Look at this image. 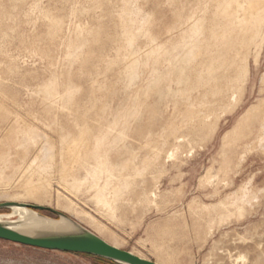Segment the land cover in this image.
<instances>
[{
	"label": "rangeland",
	"instance_id": "1",
	"mask_svg": "<svg viewBox=\"0 0 264 264\" xmlns=\"http://www.w3.org/2000/svg\"><path fill=\"white\" fill-rule=\"evenodd\" d=\"M13 200L160 264H264V0H0ZM0 264L103 263L0 239Z\"/></svg>",
	"mask_w": 264,
	"mask_h": 264
},
{
	"label": "water",
	"instance_id": "2",
	"mask_svg": "<svg viewBox=\"0 0 264 264\" xmlns=\"http://www.w3.org/2000/svg\"><path fill=\"white\" fill-rule=\"evenodd\" d=\"M13 207L29 209L50 220L64 219L69 227L36 228L21 231L14 227L17 223L15 220L5 219L0 220L1 240L46 250L92 255L118 264H160L110 243L75 218L54 207L15 200L0 202V210H10L11 212ZM46 212H49L50 215Z\"/></svg>",
	"mask_w": 264,
	"mask_h": 264
},
{
	"label": "bare ground",
	"instance_id": "3",
	"mask_svg": "<svg viewBox=\"0 0 264 264\" xmlns=\"http://www.w3.org/2000/svg\"><path fill=\"white\" fill-rule=\"evenodd\" d=\"M15 220L16 229L21 231H27L29 229L36 228H68L69 224L64 219L50 220L48 218L39 216L33 211L22 208L13 207L9 213L0 214V220Z\"/></svg>",
	"mask_w": 264,
	"mask_h": 264
},
{
	"label": "trees",
	"instance_id": "4",
	"mask_svg": "<svg viewBox=\"0 0 264 264\" xmlns=\"http://www.w3.org/2000/svg\"><path fill=\"white\" fill-rule=\"evenodd\" d=\"M77 254H81V253H77ZM96 258L99 259L103 264H118L116 262H113V261L105 259V258H101V257H96Z\"/></svg>",
	"mask_w": 264,
	"mask_h": 264
}]
</instances>
